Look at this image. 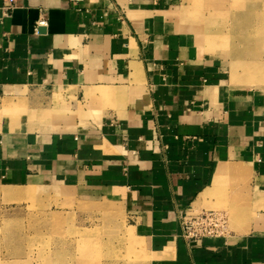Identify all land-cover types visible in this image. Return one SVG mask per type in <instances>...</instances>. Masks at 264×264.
I'll return each instance as SVG.
<instances>
[{
  "label": "crops",
  "instance_id": "crops-1",
  "mask_svg": "<svg viewBox=\"0 0 264 264\" xmlns=\"http://www.w3.org/2000/svg\"><path fill=\"white\" fill-rule=\"evenodd\" d=\"M3 5L0 186L117 203L148 264H264V90L233 84L188 0ZM204 210L231 234L189 244Z\"/></svg>",
  "mask_w": 264,
  "mask_h": 264
},
{
  "label": "rangeland",
  "instance_id": "rangeland-1",
  "mask_svg": "<svg viewBox=\"0 0 264 264\" xmlns=\"http://www.w3.org/2000/svg\"><path fill=\"white\" fill-rule=\"evenodd\" d=\"M188 6L195 19L188 21L206 48L224 58L233 84L264 90V0H188ZM149 259L146 243L117 203L77 200L64 188L0 186V264Z\"/></svg>",
  "mask_w": 264,
  "mask_h": 264
},
{
  "label": "built area",
  "instance_id": "built-area-1",
  "mask_svg": "<svg viewBox=\"0 0 264 264\" xmlns=\"http://www.w3.org/2000/svg\"><path fill=\"white\" fill-rule=\"evenodd\" d=\"M79 8L86 0H70ZM18 0H4V11L8 14L16 8ZM46 24L41 18L37 21L35 30ZM182 236L189 244L197 243L208 236L227 237L231 234L229 217L225 211L204 210L196 214H186L181 217Z\"/></svg>",
  "mask_w": 264,
  "mask_h": 264
},
{
  "label": "bare ground",
  "instance_id": "bare-ground-1",
  "mask_svg": "<svg viewBox=\"0 0 264 264\" xmlns=\"http://www.w3.org/2000/svg\"><path fill=\"white\" fill-rule=\"evenodd\" d=\"M244 4V3H243ZM228 27V26H227ZM251 29V28H250ZM239 46V45H238ZM125 231V230H124ZM122 232V235L124 236V238H125V236H126V232ZM125 233V234H124ZM122 237V236H121ZM123 238V239H124ZM119 239V238H118ZM121 240V239H120ZM126 240V239H125ZM122 241V240H121ZM110 242H113V241H110ZM115 242H116V240H115ZM123 245V244H122ZM109 246V245H108ZM120 246V245H119ZM126 249V248H125ZM119 259V258H118ZM121 259V258H120ZM124 260H127V258L126 259H124ZM122 261V260H121ZM128 261V260H127ZM130 261H131V259H130ZM126 262V261H125ZM135 263V262H134ZM131 264V263H130Z\"/></svg>",
  "mask_w": 264,
  "mask_h": 264
},
{
  "label": "water",
  "instance_id": "water-1",
  "mask_svg": "<svg viewBox=\"0 0 264 264\" xmlns=\"http://www.w3.org/2000/svg\"><path fill=\"white\" fill-rule=\"evenodd\" d=\"M44 30H45L44 28H40V32H41V31H44Z\"/></svg>",
  "mask_w": 264,
  "mask_h": 264
}]
</instances>
